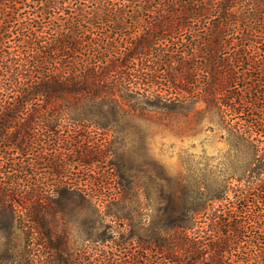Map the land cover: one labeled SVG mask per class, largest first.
I'll list each match as a JSON object with an SVG mask.
<instances>
[{
	"label": "trees",
	"instance_id": "obj_1",
	"mask_svg": "<svg viewBox=\"0 0 264 264\" xmlns=\"http://www.w3.org/2000/svg\"><path fill=\"white\" fill-rule=\"evenodd\" d=\"M186 100L230 167L157 184L149 219L141 185L80 175L110 152L79 129ZM69 199L91 210L81 248ZM0 238V264H264V0H0Z\"/></svg>",
	"mask_w": 264,
	"mask_h": 264
},
{
	"label": "rangeland",
	"instance_id": "obj_2",
	"mask_svg": "<svg viewBox=\"0 0 264 264\" xmlns=\"http://www.w3.org/2000/svg\"><path fill=\"white\" fill-rule=\"evenodd\" d=\"M125 108L127 110L121 113L117 122H111L109 128L90 126L88 129H79L81 134L77 138L83 143H88V140L101 142L102 148L110 152L107 158L93 164L91 170L85 168L80 175L85 179L107 180L111 188L116 179L141 185L140 189L131 191L128 196H136L147 202L143 204L142 212L148 219L155 214L153 200L159 194L155 188L157 184L185 177L189 170L196 177L204 170L215 173L230 167L228 147L220 138L221 133L214 120L215 114H198L204 108L203 103L186 100L179 104L154 106L140 103L134 109L129 106ZM80 124L83 126V123ZM61 132L62 135L67 132L69 134V131ZM110 161L114 162L117 175H114L115 171L112 169L107 170ZM41 169L44 182H51L50 174L44 168ZM61 201L64 202V199ZM73 203L70 199L65 202V212L72 219L68 226L70 244L81 248L89 244L86 237L90 231L88 217L91 210L86 202H82L81 206ZM105 210L106 207L102 213ZM104 221L115 227V220L111 217H106ZM25 234L19 235L17 243H23ZM3 241L0 238V250L4 248ZM31 248V255L36 259H43L42 254L45 252L40 245ZM11 250L16 259H22L21 254L28 251L23 246H16Z\"/></svg>",
	"mask_w": 264,
	"mask_h": 264
}]
</instances>
